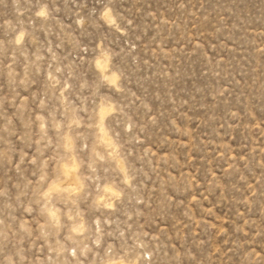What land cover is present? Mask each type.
Here are the masks:
<instances>
[{
	"label": "rangeland",
	"instance_id": "rangeland-1",
	"mask_svg": "<svg viewBox=\"0 0 264 264\" xmlns=\"http://www.w3.org/2000/svg\"><path fill=\"white\" fill-rule=\"evenodd\" d=\"M9 19L0 119L54 120L89 220L134 217L160 264H264V0H27Z\"/></svg>",
	"mask_w": 264,
	"mask_h": 264
},
{
	"label": "clouds",
	"instance_id": "clouds-1",
	"mask_svg": "<svg viewBox=\"0 0 264 264\" xmlns=\"http://www.w3.org/2000/svg\"><path fill=\"white\" fill-rule=\"evenodd\" d=\"M25 2L0 0V26L13 30L9 14L23 15ZM33 11L38 13V8ZM46 103L39 99L38 110ZM40 124L33 117L18 128L7 115L0 119V264H160L155 250L141 243L145 237L134 217L118 228H102L86 217V209L80 208L85 186L78 177L64 174L69 156L60 130L54 120L47 129ZM134 161L135 155L129 154L132 183ZM53 182L61 189H53ZM70 186L77 191L71 192ZM120 189L131 190V183L121 179ZM149 251L153 254L146 257Z\"/></svg>",
	"mask_w": 264,
	"mask_h": 264
},
{
	"label": "bare ground",
	"instance_id": "bare-ground-1",
	"mask_svg": "<svg viewBox=\"0 0 264 264\" xmlns=\"http://www.w3.org/2000/svg\"><path fill=\"white\" fill-rule=\"evenodd\" d=\"M102 110V109H101ZM109 111V110H108ZM101 112V111H100ZM105 113V110H103L102 112H101V114H104ZM105 116V115H104ZM102 121V120H101ZM104 138V137H103ZM69 168V167H68ZM64 171H65V173L66 174H68V171H71V170H68V169H66V167L64 168ZM70 175V174H69ZM109 190V189H108ZM109 192V191H108Z\"/></svg>",
	"mask_w": 264,
	"mask_h": 264
}]
</instances>
